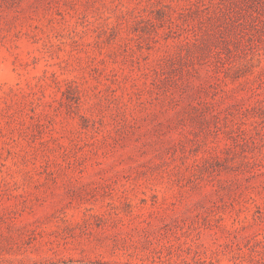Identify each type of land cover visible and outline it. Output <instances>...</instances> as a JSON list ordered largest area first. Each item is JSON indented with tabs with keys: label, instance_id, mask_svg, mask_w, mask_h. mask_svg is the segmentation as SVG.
Here are the masks:
<instances>
[{
	"label": "rangeland",
	"instance_id": "1",
	"mask_svg": "<svg viewBox=\"0 0 264 264\" xmlns=\"http://www.w3.org/2000/svg\"><path fill=\"white\" fill-rule=\"evenodd\" d=\"M0 264H264V0H0Z\"/></svg>",
	"mask_w": 264,
	"mask_h": 264
}]
</instances>
